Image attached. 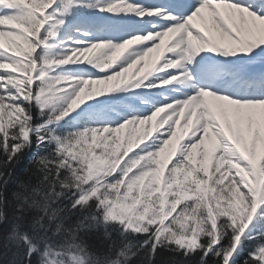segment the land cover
Listing matches in <instances>:
<instances>
[{"label": "snow or ice", "instance_id": "6c2138e0", "mask_svg": "<svg viewBox=\"0 0 264 264\" xmlns=\"http://www.w3.org/2000/svg\"><path fill=\"white\" fill-rule=\"evenodd\" d=\"M0 264H264V0H0Z\"/></svg>", "mask_w": 264, "mask_h": 264}]
</instances>
